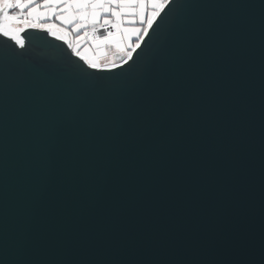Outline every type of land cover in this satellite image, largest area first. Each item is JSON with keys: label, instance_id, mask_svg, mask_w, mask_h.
<instances>
[{"label": "water", "instance_id": "water-1", "mask_svg": "<svg viewBox=\"0 0 264 264\" xmlns=\"http://www.w3.org/2000/svg\"><path fill=\"white\" fill-rule=\"evenodd\" d=\"M175 9L195 37L190 71L214 89L208 112L183 142L137 163L118 203L89 193L56 208L40 176L54 136L78 133L87 161L124 104L74 69H120H88L41 29L22 33L25 57L0 50V264H264V0ZM165 73L160 88L176 91L185 70L170 59ZM63 182L58 163L51 183Z\"/></svg>", "mask_w": 264, "mask_h": 264}, {"label": "snow or ice", "instance_id": "snow-or-ice-1", "mask_svg": "<svg viewBox=\"0 0 264 264\" xmlns=\"http://www.w3.org/2000/svg\"><path fill=\"white\" fill-rule=\"evenodd\" d=\"M175 3L176 0H0V37L12 42L0 47L5 56L25 57L22 33L41 29L67 45L88 69H120L108 78L74 69L88 77L92 86L118 88L124 104L108 117L104 138L87 161L80 151L78 133L67 139L53 137L43 163L40 189L48 193L54 207L67 210L89 193L100 200L114 197L118 203L127 193L128 177L138 162L162 156L172 145L183 142L206 117L214 89L206 79L190 71L189 53L195 37L186 31L188 22L177 15ZM53 18L59 25L49 22ZM81 31L83 35L72 37ZM86 40L89 46L81 49V42ZM170 59L185 74L176 91L165 93L157 78L166 79L165 63ZM58 163L63 165L64 182L53 186L51 176Z\"/></svg>", "mask_w": 264, "mask_h": 264}, {"label": "crops", "instance_id": "crops-1", "mask_svg": "<svg viewBox=\"0 0 264 264\" xmlns=\"http://www.w3.org/2000/svg\"><path fill=\"white\" fill-rule=\"evenodd\" d=\"M38 2H42V0H38ZM49 22H51V23H56V24H58V25H59V23H60L58 20H55L54 18H53L51 21H49ZM79 35H83V31H81V32H79V33H73V34H72V37L75 38L76 36H79ZM87 46H89V42H88L87 40L81 42V49H83L84 47H87Z\"/></svg>", "mask_w": 264, "mask_h": 264}, {"label": "built area", "instance_id": "built-area-1", "mask_svg": "<svg viewBox=\"0 0 264 264\" xmlns=\"http://www.w3.org/2000/svg\"><path fill=\"white\" fill-rule=\"evenodd\" d=\"M101 34H104L103 30H101ZM89 42V41H88ZM90 43V42H89Z\"/></svg>", "mask_w": 264, "mask_h": 264}]
</instances>
